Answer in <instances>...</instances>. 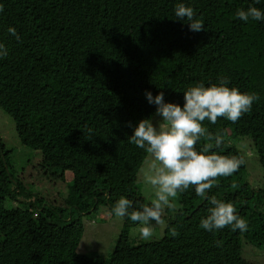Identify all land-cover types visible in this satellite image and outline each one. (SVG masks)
<instances>
[{
    "label": "trees",
    "instance_id": "16d2710c",
    "mask_svg": "<svg viewBox=\"0 0 264 264\" xmlns=\"http://www.w3.org/2000/svg\"><path fill=\"white\" fill-rule=\"evenodd\" d=\"M179 3L194 8L204 30L193 32L175 17ZM0 5V42L9 50L0 59V110L12 119L20 144L39 152L46 173L71 175L64 200L68 215L40 198L28 200L0 142V264H73L76 258L80 264H251L239 249L241 238L264 245V20L245 22L235 13L249 6L264 11V0H0ZM10 26L21 41L8 32ZM224 77L229 87L260 100L235 123L205 120L207 131L223 139L219 146L211 141L209 151L242 158L228 138H250L260 186L253 189L244 180L243 163L217 177L205 197L194 186L179 193L160 238L132 244L124 229L108 257L77 255L80 215L99 205L112 211L121 196L134 208L145 204L135 182L147 153L128 139L138 121L155 113L145 91L153 96L162 91L165 102L183 106L189 87L218 84ZM206 143L202 138L197 151ZM212 197L232 203L248 230L200 228ZM6 199L22 202L19 220L8 225L5 214L15 208H5ZM135 224L125 218L123 228ZM24 226L32 232L25 233Z\"/></svg>",
    "mask_w": 264,
    "mask_h": 264
},
{
    "label": "clouds",
    "instance_id": "9594fccd",
    "mask_svg": "<svg viewBox=\"0 0 264 264\" xmlns=\"http://www.w3.org/2000/svg\"><path fill=\"white\" fill-rule=\"evenodd\" d=\"M2 10L3 6L0 5ZM235 16L245 22L261 21L264 20V11L249 6L246 10L238 9ZM175 17L181 21L186 20L193 32L205 28L203 21L196 18L194 8L184 3L176 5ZM8 32L18 42L21 41L14 27L10 26ZM8 51L6 45L0 42V59L5 58ZM145 96L150 104L156 105L155 114L160 119L156 124H153L151 118L141 119L128 139L143 149L151 159V163L143 170V179L151 187L153 198L150 203L134 208L131 200L121 196L115 202L112 213L121 222L127 218L138 224L140 238L148 241L153 238L155 227L165 225L166 210L176 209L175 201L179 193L194 186L196 194L205 197L217 177L231 175L244 163L242 158L210 152L213 147L211 141L214 140L215 146H219L223 139L219 135L213 137L203 122L207 120L215 124L218 118H224L235 123L251 111L253 103L259 101L260 96L229 87L226 77L221 78L218 84L205 86L197 83L189 87L183 92V106L165 102L162 91L153 96L146 90ZM202 138L209 143L197 151L196 145ZM210 204L207 216L200 221V228L213 233L227 226H231L233 231L248 230V223L237 215L232 203L212 197ZM173 235H176L175 231Z\"/></svg>",
    "mask_w": 264,
    "mask_h": 264
},
{
    "label": "rangeland",
    "instance_id": "374dc122",
    "mask_svg": "<svg viewBox=\"0 0 264 264\" xmlns=\"http://www.w3.org/2000/svg\"><path fill=\"white\" fill-rule=\"evenodd\" d=\"M150 118L153 124H156L160 119L155 113ZM0 142L7 151L6 160L9 166V172L15 180L20 181L23 185L24 190L29 195L28 200L40 198L43 200L44 204L51 205L55 208H62V214L68 215L69 210L68 208L66 210L64 200L66 198L67 188L70 184V173L68 171L65 172L64 176L61 178H56L46 173L41 166L39 152L20 144L14 130L12 119L2 110H0ZM228 142L238 149L243 158L245 164L244 180L251 188H258L261 184V168L258 164L257 155L250 138L246 136H238L236 138L229 137ZM150 163L151 159L149 155L146 154L137 171L135 182L145 204L150 203V200L153 198L151 187L147 185L143 179V170L146 169ZM21 203L19 199H6L3 202L5 208H15L10 210L8 214H5V224H13L19 220V212L16 208H21ZM175 204L177 209V200ZM54 209L52 210L55 211ZM176 209L166 210L164 215L165 222H167L169 217H173ZM72 215L74 217L76 213ZM80 222L82 224V233L75 249L76 254L81 255L84 253L97 252L103 257L109 256L119 233L124 229L127 231L129 242L137 244L160 238L165 226L155 227L153 238L145 241L139 236L138 224L123 228V222L115 217L112 211H108L105 207L100 205L95 211L80 215ZM23 230L25 233L32 232L25 226ZM239 252L241 258L251 264H264V245L255 246L241 238ZM73 264H80L79 259L76 258Z\"/></svg>",
    "mask_w": 264,
    "mask_h": 264
}]
</instances>
